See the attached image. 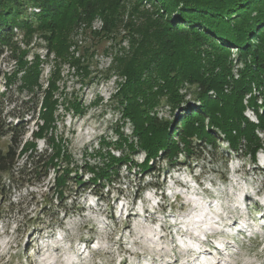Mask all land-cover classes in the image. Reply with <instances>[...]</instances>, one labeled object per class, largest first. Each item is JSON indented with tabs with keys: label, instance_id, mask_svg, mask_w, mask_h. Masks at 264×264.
I'll use <instances>...</instances> for the list:
<instances>
[{
	"label": "trees",
	"instance_id": "16d2710c",
	"mask_svg": "<svg viewBox=\"0 0 264 264\" xmlns=\"http://www.w3.org/2000/svg\"><path fill=\"white\" fill-rule=\"evenodd\" d=\"M96 18L104 22L102 38L118 31L127 18L124 25L130 50L115 59L114 68L125 78L115 98L122 118L132 122L133 138L116 130L119 140L114 145L118 151L127 146L130 155L100 153L101 165L72 169L68 163L62 169L59 159H70L64 158L53 134L61 70L53 72L47 89H43L40 68L44 60L33 55L29 64L30 51L22 50L15 39L20 35L21 42L29 45L39 37L47 44V60L53 51L64 58L76 27ZM8 51L18 69L25 71L21 89L32 93L34 112L38 111L43 121L31 131L32 138L45 140L53 153H39L37 144L26 140L25 116H17V124L2 132L10 137V143L5 151L0 150V205L16 184L39 178L43 168L54 170L52 205L65 211L70 182L83 190L91 185L109 190L123 168L136 169L146 178L161 158L167 164L166 173H170L174 166L186 165L192 156H201L202 150L195 144L217 151L226 143L236 154L244 149L254 165L259 152L264 153V0H0V58ZM233 54L236 59H232ZM72 64L89 75L79 60ZM17 80L14 72L7 76L6 84ZM191 94L198 105L187 103ZM162 104L183 112L182 122L174 126L177 120L159 119L156 111ZM247 109L256 121L246 117ZM74 110H80L78 105ZM140 152L145 158L138 165L132 158ZM226 153L227 166L230 155ZM25 155L27 160L20 168V158ZM80 169L92 177L78 178ZM160 179L149 187L160 189Z\"/></svg>",
	"mask_w": 264,
	"mask_h": 264
},
{
	"label": "rangeland",
	"instance_id": "374dc122",
	"mask_svg": "<svg viewBox=\"0 0 264 264\" xmlns=\"http://www.w3.org/2000/svg\"><path fill=\"white\" fill-rule=\"evenodd\" d=\"M126 22L127 18L124 24ZM124 24L108 38H102L103 20L96 18L92 23H81L71 36L64 58L53 51L47 60V44L39 37L33 38L29 45L21 42L20 35L15 39L20 41L18 45L22 50L30 51L27 54L29 64L33 55H39L44 60L40 68L43 89H47L53 72L57 68L61 70V79L57 84L59 91L55 94L59 100L58 112L55 114L57 128L53 134L64 150V158L70 159V162L59 159L62 169L66 168L68 163L72 169L101 165L103 159L100 153L107 155L110 152L115 157L130 155L127 146L124 151H118L114 145L119 140L116 130L133 138L132 122L122 118V111H119L115 98L121 85L125 83V78L114 68L115 59L127 55L130 50ZM236 58L237 55L233 54L232 59ZM75 60L81 62L82 68H88L89 75L85 76L83 70L78 71L77 66L72 64ZM14 72L18 73V80L13 81L11 85L6 84L7 76ZM24 72L18 69L9 51L0 58L2 151H5L10 143V137L2 132L17 124V116H25L23 128L27 129L28 141L33 140L31 131H36L37 125L43 124L38 115V108L35 109L37 112H34L32 93L26 88L21 89L20 79ZM187 103L192 106L199 104L194 99V94L187 97ZM75 105L80 108L78 112L74 110ZM182 113L179 110L172 111L165 104L156 111L159 119L170 122L180 119ZM8 115L12 117L9 118ZM245 115L256 121L252 110L247 109ZM181 122L182 120L174 126ZM33 142L37 144L39 153L46 150L48 155L53 153L52 147L45 140L34 139ZM107 143L111 146L107 147ZM195 145L198 150H202L201 156H192L186 165L174 166L169 170L170 173H166L167 164L162 163L164 158H161L146 178L136 169L129 171L123 168L118 180H114L109 190H101L99 186L94 185L83 190V186L70 182L64 200L65 211L56 204L52 205L55 200L54 170H39L42 176L16 184L10 197L0 205V261L5 264H46V258L51 263L57 258V264H162L167 257L161 259L150 251L137 247L140 240L139 231L137 234L131 233L129 226L141 221L142 228L155 234L154 240L146 241V245L170 251L175 248L171 225L178 220L182 214L181 210H185L187 202L200 201V197L194 196L193 192L197 191L198 195L207 198L218 194L224 202L222 206L227 211L232 208L229 200H239L243 192L250 194L257 190L263 193L260 200L264 199L262 151L259 152L254 165L249 157L245 156L244 149L236 154L229 150L226 143L217 151L211 147L202 149L199 144ZM226 152L230 155L227 166ZM27 155L20 158V168L27 160ZM182 157L183 153L180 158L184 161ZM143 158L145 153L140 152L132 159L140 165ZM86 172L80 169L76 172L77 177L90 179L92 175ZM258 173H261V176ZM74 175L75 173L72 177ZM157 177L161 178L159 185L163 192H148L151 189L150 183L156 182ZM176 180L186 186L177 189L173 186ZM196 187H199L200 191L195 190ZM173 192H176V195L169 197ZM252 197L256 202L252 203L256 211L252 213L251 219L258 225L263 224L264 206L255 196ZM129 213H140L141 217L129 219ZM146 215L150 221H145ZM180 218L183 219L182 215ZM161 236L162 240L159 238ZM62 237L67 240L59 241L58 238ZM215 238L218 240L220 237ZM88 239H92V243H88ZM57 246L62 247V252L55 250ZM84 247L86 250L82 251ZM228 247V250H222L218 260L210 257L208 264L220 259L221 264H264V236L244 242L243 245L230 242ZM79 252L81 255L77 256ZM49 257H52L51 261ZM48 262L47 264H50ZM204 263L201 261L200 264Z\"/></svg>",
	"mask_w": 264,
	"mask_h": 264
},
{
	"label": "bare ground",
	"instance_id": "6f19581e",
	"mask_svg": "<svg viewBox=\"0 0 264 264\" xmlns=\"http://www.w3.org/2000/svg\"><path fill=\"white\" fill-rule=\"evenodd\" d=\"M190 202V201H189ZM184 209H185V207H184ZM220 210H222V209H220ZM194 211V210H193ZM192 211V212H193ZM229 211V210H228ZM252 213H253V210H249V213H248V215H249V217L251 218V215H252ZM192 214V213H191ZM190 214V215H191ZM189 215V216H190ZM128 216H129V219H131V218H133V217H141V215H140V213H129L128 214ZM188 216V217H189ZM181 215L179 216V220H181ZM182 218L183 219H186L187 218V216L186 215H182ZM229 220L230 219H226V221H227V223H229ZM209 221H214V219H209ZM235 221V220H234ZM223 222V221H222ZM140 223H142L141 221L138 223V224H136V225H131V226H129L128 228L131 230V233L133 232H135V234H137L136 232L137 231H139V236H140V240L138 241V243H137V247H142V248H144L145 250H147V251H150L151 252V254L152 255H155V256H157V257H159V258H165V257H168V255H169V253H170V251L168 250H166V251H163V248H159V247H155V246H152V245H146V241H153L154 240V236H155V234L153 235V233L151 232V230H146V229H144V228H142L141 226H140ZM203 223H205V221L204 220H202V223H201V225L203 224ZM253 224H255V225H258L256 222H252ZM177 228H179L178 226H177ZM160 238V240H162V236L161 237H159ZM64 240H67L66 238L64 239ZM173 242H174V246H175V251H176V240L175 239H173ZM88 243H92V239H88ZM221 247H225L224 245H221ZM174 249V248H173ZM55 250L56 251H58V252H62V247H56L55 248ZM84 250H86V249H84ZM49 251V250H48ZM214 253V252H213ZM221 253V251H219L218 253H217V255H218V258H219V254ZM79 255H81V253L79 252V253H77V256H79ZM209 256V257H208ZM200 257H204V260H202L203 262H205L204 264H208L209 263V259H210V257H212V254L211 253H209L208 254V250L207 249H203L200 253H198L197 254V256H196V258L195 259H193V261L194 260H196V261H198L199 263L198 264H200L201 263V261L199 260V258ZM50 258V260L49 261H51L52 259V257H49ZM218 258H217V260H218ZM167 259V258H166ZM58 260L59 259H55V261H52L53 263H51V262H48V259L46 258L45 260H44V262L47 264V262L48 263H50V264H57L58 263ZM168 261H172L171 260V258L168 260ZM65 261H63V263H64ZM164 262H165V260H164ZM163 262V263H164ZM74 263V262H73ZM173 263H175L176 264V261H173ZM215 264H221V259L219 260V261H216L215 262Z\"/></svg>",
	"mask_w": 264,
	"mask_h": 264
},
{
	"label": "water",
	"instance_id": "95a60500",
	"mask_svg": "<svg viewBox=\"0 0 264 264\" xmlns=\"http://www.w3.org/2000/svg\"><path fill=\"white\" fill-rule=\"evenodd\" d=\"M177 121L175 122V124L179 123L182 119H176Z\"/></svg>",
	"mask_w": 264,
	"mask_h": 264
},
{
	"label": "built area",
	"instance_id": "2783aa9c",
	"mask_svg": "<svg viewBox=\"0 0 264 264\" xmlns=\"http://www.w3.org/2000/svg\"><path fill=\"white\" fill-rule=\"evenodd\" d=\"M101 22V21H100ZM101 25H102V27L101 28H103V23L101 22Z\"/></svg>",
	"mask_w": 264,
	"mask_h": 264
}]
</instances>
